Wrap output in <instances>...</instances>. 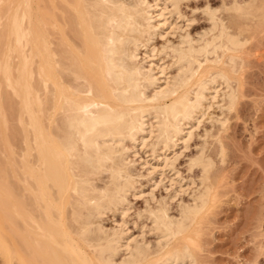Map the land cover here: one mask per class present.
<instances>
[{
    "label": "bare ground",
    "instance_id": "1",
    "mask_svg": "<svg viewBox=\"0 0 264 264\" xmlns=\"http://www.w3.org/2000/svg\"><path fill=\"white\" fill-rule=\"evenodd\" d=\"M158 1L149 5L146 0H59L60 17L63 19L68 11L71 15L74 36L69 37L65 22L61 24L56 9L51 8L56 2L47 0L45 17L39 23L42 31L38 46L37 40L31 42L40 35L33 34L35 39L31 40L38 20L33 0H20L15 5L12 18L16 38L23 41V46H32L34 53H22L18 76L9 82L19 98V144L9 137L0 114V148L7 164L4 180L9 183L4 185L0 201L4 214L0 249L6 264H11L12 255L19 249L28 258L35 254L40 264H175L184 259L193 263L190 234L211 200V189L204 181L212 161L203 151L190 159V166H199L205 174L204 186L192 193L190 203H178L177 215L167 212L165 203L146 209L150 229L156 234L155 242L149 243L129 234L123 219L129 210L127 195L140 196L134 184L137 180L128 169L126 152L130 148L127 150L124 140L133 143L138 134L136 140L142 148L152 135L156 141L151 144L154 154L156 144L166 146L169 141L173 143V137L189 139V130L182 137L180 134L183 120L188 123L193 112L202 110L208 82L220 79L228 87L232 85L231 73L237 70L241 61L238 53L244 44L239 25L259 16L264 5H255V0L228 4L225 10L237 15L235 28L209 11L211 26L207 31L196 38L182 35L175 45L158 50L173 58L176 70L171 74L161 64L153 67L149 61V68H145L137 60L139 46L144 47V59L153 57L156 46H149L148 41L164 23L159 18L165 17L166 6L175 10L181 0H161L160 6ZM3 20L0 17V23ZM25 26L29 28L26 31ZM144 36L143 43L140 40ZM23 62L36 67L41 96L33 95ZM160 75L163 80L156 83ZM212 89L213 100L218 92L215 85ZM231 89L228 92L225 88L220 94L222 100H228L227 105L235 99ZM100 173L107 174L102 187L93 182ZM107 211L121 216L111 228L102 223ZM180 238L187 240L181 246L176 245Z\"/></svg>",
    "mask_w": 264,
    "mask_h": 264
},
{
    "label": "rangeland",
    "instance_id": "2",
    "mask_svg": "<svg viewBox=\"0 0 264 264\" xmlns=\"http://www.w3.org/2000/svg\"><path fill=\"white\" fill-rule=\"evenodd\" d=\"M46 1L33 0L32 8L34 9L35 17L38 16V20H36V29H33L31 36V40L36 39L31 42L37 40L35 42L37 46L40 45L41 41L42 30L40 28L42 29V25L40 24L45 17ZM52 1L56 2V5L52 3L51 6V8L56 9V17H59L61 24L62 21L65 22V32H67L69 37L74 36L71 20L69 19L71 16H69V11L64 13V18L62 19L60 17L61 5L59 0ZM160 1L157 2L158 6L161 5ZM233 1L181 0L175 10L174 8L171 9L172 7L169 5L166 6L167 9L164 8L163 10L165 17L161 16L162 18H159L164 23L160 24L154 35L152 34L153 37L151 36L150 41H148L149 46H156L154 50L158 53L160 52L158 50L164 45V47L175 45L182 35L188 34V37H198L211 26V21L207 14L209 11H214L216 16L223 18L227 24L229 23L235 28L237 24H234V20L237 19H235L237 15L231 16L232 12L225 10ZM242 1L246 2L248 0H239V2ZM18 2L20 0L0 1V17L4 18L3 22L0 23V114L4 116L7 132L9 131L8 135L14 144H19L21 138L17 116L19 98L11 89L9 82H13L17 78V65L23 58L24 53L28 56L34 53L32 52L31 54L32 46H30L31 48H29V45L23 46V41L16 38L17 30L12 16L15 12V5ZM146 2L149 5L154 4V0H146ZM255 5L263 6L264 0H255ZM152 9L151 7L149 11ZM151 13H153V10ZM152 22L156 21L152 19ZM238 22L240 24V21ZM239 26L242 29L241 40H243L244 44L238 53L241 61H238L237 70L236 72L234 71L235 73H231L234 77L230 85L232 84L231 86L234 90L232 92L235 98L234 104H231L232 106L229 105L230 103L228 105L225 103L226 98L223 99V102L221 99L222 95L220 96L225 88L229 92L231 86L228 87L220 79L212 84L208 82V88H206V91L204 90L206 98L202 101V110L193 112L192 117L187 120L188 123L183 120V125H180L181 137L189 130L191 133L190 137L188 136L189 139L183 141L180 137H173L171 142L174 144L170 143V141V144L167 142L168 144L164 145L165 147L163 144H156L158 146L155 147L154 151L156 153L154 154L153 151L151 153V144L156 141L152 135L147 138V144L144 141L142 148H140L142 145L138 142V134H136L133 143L129 139L124 140L127 150L128 147L131 149L135 145L131 150H128L129 152L127 151L128 153L126 152V155L130 161L128 162L129 172H131L135 181L137 180L134 184H136V192L140 196L127 195L130 204L129 210L126 211L123 219L125 226L128 228V233H131L137 239L143 238L145 242H155L156 234L150 229L151 221L147 218L146 209L148 207L154 208L165 203L166 207H168L167 212L169 211L171 215H177V210H179L178 203H190L193 197L192 193L197 192L204 184H208L211 189L212 194L208 208L202 213L193 227V232L190 234L192 241L190 242V239L187 238L190 242L189 246L194 261L192 263L184 259V261H177L175 264H264V8L259 13V16L247 19L245 22L241 21ZM23 29L26 31L29 28L25 26ZM157 32L159 33L157 34ZM22 33L23 30L19 34L22 35ZM37 33H40V35H36ZM33 34L36 35H34L35 38H33ZM140 41L145 42L146 37H142ZM73 42L76 45L79 44L76 39ZM139 47L137 60L145 68H149V61H151V66L156 67L161 64L168 70L166 72L174 74L176 70L175 64L170 55L167 56V54H164L165 52L157 54L154 51L153 57L148 56L147 58L146 56V59H149L146 60L144 59L145 57L143 58V53H141L144 51V47H140V49ZM23 63L25 65L24 70L29 76L27 79L30 78L28 82L31 85L33 95L36 96L40 93L41 96L42 87L36 67L27 62ZM208 64V67L215 65L213 63ZM217 66H219L218 69L223 67L220 64ZM217 66L214 69H217ZM6 67H9L7 73L5 72ZM155 70L154 73L158 76V72L156 73ZM161 76L158 77L159 80L156 83L163 80ZM214 85L218 93L212 100L211 96L214 94L212 86ZM25 116L24 119L29 121V117ZM148 116L147 119L150 118ZM136 141L137 143H134ZM1 150L2 148H0V201L4 198L2 190L8 183L4 180L7 177L4 174V171L7 174V164ZM200 151H203L213 163L210 171L206 173L207 180L204 181V184L202 180L205 174L202 173L201 168L193 165L192 167L189 162ZM164 156L168 158L165 159L167 161L163 160ZM3 165L6 167L4 168ZM75 172L80 174L79 169ZM106 181V173L95 175L93 180L94 184L99 187L104 186ZM74 196L72 194L73 198ZM103 218L102 223L106 228H111V226L116 225V222L121 221V216L118 213L112 214L110 211H107ZM3 221L4 214L0 211V222ZM185 240L183 238L178 239L176 245L181 246L187 241ZM17 247L19 248V245ZM20 251L21 249L18 250V254L11 256V264H40L35 259V254H31L28 258L25 257L26 255H24L23 251ZM4 255L0 249V264H6Z\"/></svg>",
    "mask_w": 264,
    "mask_h": 264
}]
</instances>
